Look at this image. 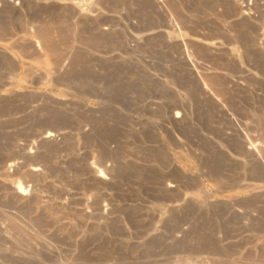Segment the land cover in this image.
Returning a JSON list of instances; mask_svg holds the SVG:
<instances>
[{
    "label": "rangeland",
    "instance_id": "374dc122",
    "mask_svg": "<svg viewBox=\"0 0 264 264\" xmlns=\"http://www.w3.org/2000/svg\"><path fill=\"white\" fill-rule=\"evenodd\" d=\"M18 3L0 264H264V0Z\"/></svg>",
    "mask_w": 264,
    "mask_h": 264
},
{
    "label": "bare ground",
    "instance_id": "6f19581e",
    "mask_svg": "<svg viewBox=\"0 0 264 264\" xmlns=\"http://www.w3.org/2000/svg\"><path fill=\"white\" fill-rule=\"evenodd\" d=\"M17 3H18V0H17ZM21 2L19 1V3L18 4H20ZM23 3V2H22ZM242 14V13H241ZM240 14V15H241ZM242 16V15H241ZM3 33V32H2ZM3 35V34H2ZM39 42V41H38ZM39 47H40V44L38 45ZM42 46V45H41ZM43 46H45V45H43ZM37 47V46H36ZM34 49V48H33ZM35 49H37V48H35ZM34 49V50H35ZM35 52H36V50H35ZM36 53H38L39 54V52L37 51ZM190 56V55H189ZM188 58V57H187ZM64 62H65V59L63 60ZM188 62V61H187ZM192 63V62H191ZM60 67V66H59ZM63 68H65V67H63ZM207 93H208V91H207ZM206 94V93H205ZM212 94V93H211ZM207 95V94H206ZM177 119V118H176ZM52 136H53V134H50V133H47L46 135H44L43 136V138H45V139H52ZM248 149V148H247ZM14 163V162H13ZM12 167V164H8V165H6L5 167H4V172L5 173H8V172H10V170L12 169L11 168ZM14 167V166H13ZM31 170H32V172L31 173H35V174H37L36 172H37V170H38V168H36V167H33V168H31ZM29 171V170H28ZM34 175V174H33ZM31 187V184H26V187L24 188V187H22V186H20V185H18L16 188H15V190H16V192L18 193V194H20V195H22V196H25L26 195V193H27V190H29V188ZM32 188H33V186H32ZM32 190V189H31ZM29 192V191H28ZM30 193V192H29ZM29 193H28V195H29ZM22 196H20V197H22ZM103 209V208H102ZM101 210V209H100ZM169 210V209H168ZM105 210H103V211H100V215L101 216H104L105 215Z\"/></svg>",
    "mask_w": 264,
    "mask_h": 264
}]
</instances>
